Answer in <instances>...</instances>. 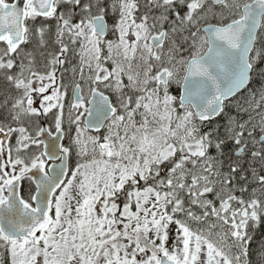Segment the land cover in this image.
Wrapping results in <instances>:
<instances>
[{
    "label": "snow or ice",
    "instance_id": "snow-or-ice-1",
    "mask_svg": "<svg viewBox=\"0 0 264 264\" xmlns=\"http://www.w3.org/2000/svg\"><path fill=\"white\" fill-rule=\"evenodd\" d=\"M0 264H264V0H0Z\"/></svg>",
    "mask_w": 264,
    "mask_h": 264
}]
</instances>
